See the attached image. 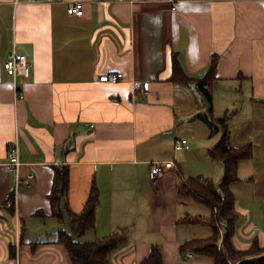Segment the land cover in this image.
Returning <instances> with one entry per match:
<instances>
[{
	"label": "crops",
	"instance_id": "0c3cea01",
	"mask_svg": "<svg viewBox=\"0 0 264 264\" xmlns=\"http://www.w3.org/2000/svg\"><path fill=\"white\" fill-rule=\"evenodd\" d=\"M76 1L83 12L70 15ZM12 52L28 57V77L5 70ZM213 59V116L229 112L230 144L252 149L230 186L233 245L263 249L264 0H0V264H70L58 236L72 232L70 212L83 210L92 186L99 194L95 226L80 239L125 233L110 264H142L154 244L163 264H214L208 255L180 252L186 241L212 233L183 219L212 210L179 192L196 174L216 186L214 176L220 183L224 171L208 154L221 132L211 134L199 116L207 101L194 81ZM174 60L189 83L176 81ZM109 72L123 78L98 80ZM144 83L141 94L135 85ZM178 137L190 147L175 151ZM14 144L17 185L8 165ZM170 159L176 168L152 182L149 163ZM59 165L69 166L62 222L49 199ZM28 173L29 186L22 181ZM220 222L219 248L227 225Z\"/></svg>",
	"mask_w": 264,
	"mask_h": 264
},
{
	"label": "trees",
	"instance_id": "16d2710c",
	"mask_svg": "<svg viewBox=\"0 0 264 264\" xmlns=\"http://www.w3.org/2000/svg\"><path fill=\"white\" fill-rule=\"evenodd\" d=\"M174 77L177 82L187 84L190 78L180 71L177 62L174 60ZM216 79V61L212 60L207 73L195 79L198 89L205 95L207 101L206 112L199 114L207 123L211 134L221 132V137L217 144L209 149L208 154L212 159H218L224 163V174L216 187L211 179L197 180L192 179L188 184L181 185L179 192L181 196L193 197L196 200L205 202L211 208L209 216L185 217L187 223L208 224L212 233L206 239H193L186 241L180 247L182 254L192 251L204 254L214 259V264H264V256L258 259H245V255L257 251H264L257 244H253L248 250H236L233 245L232 237L234 233L233 223L236 219L235 198L231 191V184L238 179V164L241 160L247 159L252 155L250 144L235 147L229 142L228 121L230 113L225 112L223 117L214 118L213 98L211 86ZM69 186V166L59 165L54 167V178L49 199L53 208V215L58 222L63 221L62 210L60 209L61 200L66 196ZM99 200L98 189L92 186L89 196L80 213L70 212V223L72 232L61 230L58 236V243L67 249L70 264H110L109 254L126 242L125 233H115L93 241H84L80 237L89 229L94 228L96 221V205ZM226 220L225 234L221 248L218 247L220 238L219 223ZM142 264H163L162 251L158 244H154L149 255L144 258Z\"/></svg>",
	"mask_w": 264,
	"mask_h": 264
},
{
	"label": "built area",
	"instance_id": "2783aa9c",
	"mask_svg": "<svg viewBox=\"0 0 264 264\" xmlns=\"http://www.w3.org/2000/svg\"><path fill=\"white\" fill-rule=\"evenodd\" d=\"M68 13L70 15H81L83 12V3L81 1H76L69 4ZM4 68L8 74L12 75L14 78L17 75H22L28 77L30 74L31 64L28 57L25 54H20L17 52H12L7 60L4 62ZM123 78L122 72H109L104 73L99 76V81L105 82H117ZM135 88L140 90L141 94H145L148 91V84L144 83L143 86L139 84L135 85ZM189 140L184 137H178L174 140V150L180 151L182 149L189 148ZM8 165L10 171L16 174V185L21 181L19 176V167L21 162L19 160V149L18 145L14 144L13 147L8 152ZM166 168H176L175 161L173 159L170 160H155L149 163V177L152 182H156L158 176L166 169ZM33 177L32 173H28L22 181L29 186L31 179ZM16 189L13 194V198L8 201V206H14L16 203ZM221 226V222L219 223V227ZM19 238V237H17ZM18 243V241H17ZM187 255L191 256L192 253L188 252Z\"/></svg>",
	"mask_w": 264,
	"mask_h": 264
},
{
	"label": "rangeland",
	"instance_id": "374dc122",
	"mask_svg": "<svg viewBox=\"0 0 264 264\" xmlns=\"http://www.w3.org/2000/svg\"><path fill=\"white\" fill-rule=\"evenodd\" d=\"M222 114V112H220V109L219 108H217V115H221ZM217 164H220L221 166L222 165H224L223 164V162L222 161H218V163ZM223 167V166H222ZM218 171V170H217ZM223 174H224V171L222 172V176L221 177H223ZM215 175V174H214ZM218 175H219V173L216 175V176H214L215 178L214 179H216L214 182L215 183H217L216 184V186L218 187V185H219V180H218ZM194 178H196V179H198L199 178V174H196V175H194L193 176ZM222 179V178H221ZM218 181V182H217ZM261 256H264V251H257V252H253V253H249V254H247V255H245V259H258L259 257H261Z\"/></svg>",
	"mask_w": 264,
	"mask_h": 264
}]
</instances>
